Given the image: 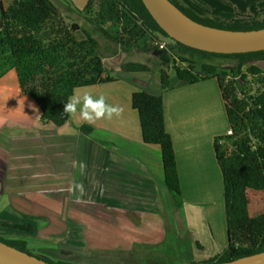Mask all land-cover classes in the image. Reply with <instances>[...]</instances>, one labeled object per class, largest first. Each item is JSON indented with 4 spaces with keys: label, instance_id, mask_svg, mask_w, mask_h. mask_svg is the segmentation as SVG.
<instances>
[{
    "label": "trees",
    "instance_id": "trees-1",
    "mask_svg": "<svg viewBox=\"0 0 264 264\" xmlns=\"http://www.w3.org/2000/svg\"><path fill=\"white\" fill-rule=\"evenodd\" d=\"M169 1L205 26L233 31L264 28V20L258 19L264 13V0ZM68 13L81 18L83 24L68 18ZM76 32L83 38L77 39ZM96 35L123 52H159L153 57L161 94L135 91L130 102L138 115L143 144L159 147L162 183L173 198L175 209L182 207L180 183L172 142L164 130L162 107V94L172 87L168 72L188 85L215 79L232 131V135L216 137L213 142L222 176L226 247L207 260L195 261L193 248L200 250L201 246L185 233V241L173 252L174 257L155 264H215L264 252V212L250 216L248 198L251 192L264 195V72L257 65L264 62V51L223 55L183 46L159 28L141 0H87L82 9L70 1L62 4L59 0H0V78L13 71L20 93L37 107L40 122L62 126L69 118L64 112L65 104L76 88L116 80L104 67ZM161 39L172 44L159 51L151 42ZM217 58L237 63L218 71L210 63ZM195 65L197 72L193 70ZM119 68L126 73L154 71L145 63L132 61L121 63ZM248 77L257 85L253 93L246 90ZM80 131L88 134L90 127L82 125ZM0 227L26 235L33 233V226L28 223L4 222ZM0 241L50 264H76L33 254L28 242L21 238L0 236Z\"/></svg>",
    "mask_w": 264,
    "mask_h": 264
},
{
    "label": "crops",
    "instance_id": "crops-1",
    "mask_svg": "<svg viewBox=\"0 0 264 264\" xmlns=\"http://www.w3.org/2000/svg\"><path fill=\"white\" fill-rule=\"evenodd\" d=\"M68 1L77 9H82L87 2ZM110 54L111 57L118 55L114 51ZM99 55L104 63V56H101V52ZM121 63L107 64L110 75L116 77L115 81L74 90H86L93 96L104 95L109 104L123 107L120 116L101 119L94 124L70 114L68 120L59 127L42 123L37 107L20 93L15 73L8 71L0 78V137L6 138V142L0 143V203L3 201L14 212L18 204L27 209L42 210V190H36L28 197H23L21 191L30 189L35 183L42 185L47 180L46 184H58L60 193H71L75 200L86 197L83 205H94L97 212H111L113 216L117 214L119 219L124 213V216H130L138 222L141 214L149 212L150 206L155 204L153 200L159 201L157 194L165 189L161 186L163 170L159 147L143 144L138 115L131 108L130 102L131 94L135 91L161 94L159 74L157 71L126 74L120 71ZM170 85L171 90L162 94L163 121L164 130L172 142L180 183L183 214L181 225L183 230L186 228L190 232L192 240L201 246L200 250L193 248L194 259L203 261L222 252L227 243L224 229L223 236L218 237L220 242L219 239L218 243L212 242V239L215 241L217 238L216 231L208 226L207 248L205 242L199 239L201 236L196 225L202 221L200 215L205 216L213 210L224 213L222 176L216 163L213 142L216 137L224 136L229 126L215 79L190 85L176 80ZM4 114L16 118H5L7 122H4ZM82 125L90 127L88 134H82ZM53 135L57 140H52ZM90 135L102 138L99 143H91ZM8 137L11 138L10 143ZM108 144L110 146L103 149V145ZM48 151L51 156L47 154ZM62 151L72 154L64 161L60 156ZM94 153L99 159L97 162H93ZM81 164L85 165L83 169ZM85 179L91 185L84 184ZM120 179L129 180L128 186L121 188L118 183ZM148 181L150 184L146 187ZM136 184H139V188L132 192ZM158 184L160 187H157ZM77 185L82 186L83 192ZM131 193L140 201L146 198L138 210L128 203H118L121 195L128 196L126 201L131 199ZM105 195L112 201L98 204L100 199L106 200ZM210 202L216 204L209 205ZM157 212L156 218L157 215L159 218ZM222 216L224 219L225 214ZM2 222L17 224L0 219V224Z\"/></svg>",
    "mask_w": 264,
    "mask_h": 264
},
{
    "label": "rangeland",
    "instance_id": "rangeland-1",
    "mask_svg": "<svg viewBox=\"0 0 264 264\" xmlns=\"http://www.w3.org/2000/svg\"><path fill=\"white\" fill-rule=\"evenodd\" d=\"M65 1L68 0H59L62 4H64ZM64 16L67 17L66 14ZM69 17L76 23L80 25L83 24L81 18L71 15V13H68V18ZM258 19L264 20V13L259 14ZM75 37L77 39L83 38L80 32H76ZM95 38L98 43L99 53L101 52V56L105 58L103 64L106 69H108L107 64H119L120 62L129 61L145 63L153 70L157 68V62L151 52L137 53L134 50L123 52L117 45L111 43L108 39L100 35H96ZM160 41L169 45L172 44L168 39H161ZM105 45H107L108 48ZM112 51L116 52L118 55H112L111 57L110 52ZM110 57L114 58L116 61L113 62ZM210 63L215 64L218 67V71H221L227 67L235 66L237 62L232 59L217 58L211 59ZM179 65L181 67V64ZM257 65L259 69L264 72V62L258 63ZM193 70L195 72L199 71L198 66L195 65ZM153 72H155V70ZM168 74L171 82L176 81L172 72H168ZM111 76L115 77L113 74ZM246 80L249 81V84L246 85L247 92L253 93L257 89V85L251 82L249 77ZM240 90V86L237 85V91H239V93ZM3 118L5 120L4 122H7L5 118L16 117L4 114ZM89 138L91 139V143H99V139L102 137L90 135ZM7 140L8 143H10L11 138L8 137ZM52 140H57L55 135L52 136ZM4 142H6V138L1 136L0 143ZM63 142H65V139ZM104 145L103 149L105 150V147L110 146V144ZM47 154L51 156L49 151ZM71 154L72 153L66 151L60 152V156L64 158V161L65 158ZM130 155L134 156L133 154ZM98 160L97 154L94 153L93 162H97ZM87 169L90 170L89 167H87ZM85 180L84 184L91 185L88 179ZM120 181L118 183L121 185V188L128 186L129 180L124 181L120 179ZM46 183H48V180L42 182V185L35 183L32 184L30 189L21 191L23 197H28L36 190H42V210L39 208L27 209L22 204H18L14 207V212L5 205L3 201L0 203L1 221L4 220L18 224L28 223L36 228L35 232L26 235L0 227V236L5 239L21 238L26 240L29 245L28 249L33 254L46 257L53 261L62 258L76 264H155L156 262L163 261L165 258L172 259L174 257L173 252H175L177 248H181V244L185 241L183 240L185 238V233H188V237L192 238L190 232H188L186 228L183 230L181 225L183 218L182 211L172 206L173 198L168 195L163 183L161 186L165 189H157L160 190L157 194L159 201L153 200L155 204L150 206L149 212H143L141 214L138 222L136 220H134V222L133 218L131 219L130 216H124V213L121 214L122 218L120 217V219L117 214L113 216V213L104 210H101V214L94 210V205H91V207L83 205V202H85L84 198L86 197L75 200L72 198L71 193H60L58 184ZM148 184H150L149 181L145 183L146 187H149ZM138 186L139 184H136L137 188H133L132 192H136L135 190H138ZM84 187L88 188L85 185ZM157 187H160V184H158ZM85 195H87V193H85ZM130 196L131 199L126 201L128 196L121 195L118 198L119 201H121L117 202L121 204L125 202L126 204L128 203L129 205L136 206L135 208L137 210L139 207H142L141 202H143V204L146 202V198L140 201L136 196L132 195V193ZM248 198L250 216H255L264 212V195L262 193L251 192ZM105 199V201L100 199L98 204L102 202L108 204L112 201L107 199V195H105ZM113 204H116V202ZM212 204L216 203L210 202L209 205ZM222 204L224 206L223 190ZM83 206L87 208H83ZM155 211H158L157 214H159V218L158 215L156 218ZM222 215H224V213L221 214L218 210H213L212 213H206L205 216L200 215L202 221L197 223L196 228L198 232H200V241L205 242L204 244H206L207 248L209 243L208 226L212 228L211 230L216 231L217 238L215 241L210 238L212 242L218 243V237L223 236V229L224 237H226L225 218L223 219ZM156 240H158V242H156ZM55 251L59 252V254L54 253ZM195 261L200 260L195 259Z\"/></svg>",
    "mask_w": 264,
    "mask_h": 264
},
{
    "label": "water",
    "instance_id": "water-1",
    "mask_svg": "<svg viewBox=\"0 0 264 264\" xmlns=\"http://www.w3.org/2000/svg\"><path fill=\"white\" fill-rule=\"evenodd\" d=\"M159 28L183 46L213 54L264 51V28L233 31L213 28L191 20L169 0H141ZM153 55L158 56L159 52ZM0 264H50L0 241ZM215 264H264V252Z\"/></svg>",
    "mask_w": 264,
    "mask_h": 264
},
{
    "label": "clouds",
    "instance_id": "clouds-1",
    "mask_svg": "<svg viewBox=\"0 0 264 264\" xmlns=\"http://www.w3.org/2000/svg\"><path fill=\"white\" fill-rule=\"evenodd\" d=\"M124 109L120 105H113L107 102L104 95L93 96L89 91L76 90L68 98L64 112L79 120L94 124L101 119H111L113 116H120ZM230 129V128H229ZM81 169L85 165H80ZM77 188L83 192L82 186L77 185Z\"/></svg>",
    "mask_w": 264,
    "mask_h": 264
},
{
    "label": "built area",
    "instance_id": "built-area-1",
    "mask_svg": "<svg viewBox=\"0 0 264 264\" xmlns=\"http://www.w3.org/2000/svg\"><path fill=\"white\" fill-rule=\"evenodd\" d=\"M151 44L153 47L157 48L159 51H162L166 48V43H164L162 41L152 40ZM230 135H232V131H231V129H228L226 131L225 136H230Z\"/></svg>",
    "mask_w": 264,
    "mask_h": 264
}]
</instances>
